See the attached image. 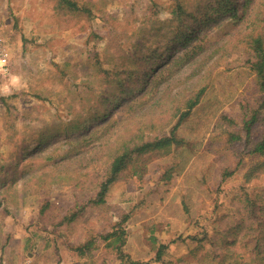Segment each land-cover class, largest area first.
Here are the masks:
<instances>
[{
	"label": "rangeland",
	"instance_id": "rangeland-1",
	"mask_svg": "<svg viewBox=\"0 0 264 264\" xmlns=\"http://www.w3.org/2000/svg\"><path fill=\"white\" fill-rule=\"evenodd\" d=\"M57 1L0 0L11 68L0 87V264H264L252 246L257 212L246 206V198L264 205V155L252 152L264 134V92L245 64L246 50L186 81L208 89L177 132L185 144L138 159L118 176L106 203L93 205L111 159L91 163L87 176L80 168L62 170L66 178L55 180L53 167L73 159L63 157L79 138L62 125L86 104L89 86L97 95L109 89L106 76L138 62L145 50L134 45L150 43L174 0H77L91 6V19L62 15ZM123 103L110 116L121 117ZM253 117L247 140L244 122ZM231 133L242 139L231 140ZM226 171L234 174L223 180ZM113 229L126 232L127 261L100 237ZM92 238L97 243L80 254L76 247ZM160 245L167 248L157 259Z\"/></svg>",
	"mask_w": 264,
	"mask_h": 264
},
{
	"label": "trees",
	"instance_id": "trees-1",
	"mask_svg": "<svg viewBox=\"0 0 264 264\" xmlns=\"http://www.w3.org/2000/svg\"><path fill=\"white\" fill-rule=\"evenodd\" d=\"M173 2L171 17L160 23L158 30L150 37V43L134 45L145 50L138 62H132L129 67H121L112 75L106 76L105 82L110 84L107 85L109 89L100 90L97 95L94 88L89 86L87 92L91 96L86 104L81 103L84 114L72 109L68 113V121L62 125V131L78 133L79 138L69 141L67 154L63 157L73 159L63 164L65 166L53 167L55 180L66 178L62 170H66V174L80 168V173L87 176L84 170L91 163L101 160L103 155L111 159L109 175L101 183L96 197L90 201L93 205L106 203V196L118 176L138 159L150 153H169L173 146L180 147L185 144V140L177 132L200 104L208 89L207 84L193 89L186 81L195 78L206 67L204 75L209 76L221 59L234 51L244 49L248 54L245 64L255 76L257 91L264 92V0ZM56 8L61 10L62 15L69 13L85 15L88 19L93 17L91 6L80 5L77 0H58ZM206 28L207 32L203 33ZM172 50L179 53L169 57ZM130 57L134 56L131 55L128 59ZM105 61L107 63L106 59ZM130 82L133 84L128 87L127 83ZM92 99L104 107L95 108L91 104ZM120 101L124 102L122 116H110ZM164 116L167 119L162 120ZM254 120L255 117L244 122L247 140H250L251 123ZM168 128V132L148 138L149 132ZM101 129L104 132L97 137ZM229 137L231 140L242 139L241 135L233 133ZM89 140L95 141L96 145L89 148ZM252 146V152L264 155V134ZM55 160L56 158L50 159L54 164L57 162ZM72 161L75 165L70 163ZM27 166L32 165L28 163ZM233 172L223 173V180L232 176ZM256 202L257 199L251 203L246 198V206L257 212L252 225L253 253L257 258L264 259V205L263 200L259 207ZM45 209L46 207L42 208L41 212ZM77 215L78 213H74L65 220L71 222ZM125 234L122 229H113L112 232L100 236L109 241L107 247H111L116 258L122 261L129 260L125 259L123 253ZM154 242L156 243L155 239ZM96 243L97 240L92 238L76 248L84 255ZM166 248V245L158 247L157 259L162 258ZM128 264L139 263L129 261Z\"/></svg>",
	"mask_w": 264,
	"mask_h": 264
},
{
	"label": "built area",
	"instance_id": "built-area-1",
	"mask_svg": "<svg viewBox=\"0 0 264 264\" xmlns=\"http://www.w3.org/2000/svg\"><path fill=\"white\" fill-rule=\"evenodd\" d=\"M11 78L10 58L4 37V25L0 20V87Z\"/></svg>",
	"mask_w": 264,
	"mask_h": 264
}]
</instances>
